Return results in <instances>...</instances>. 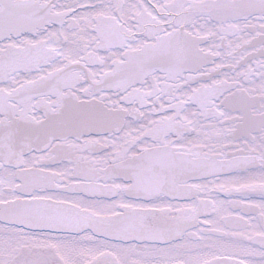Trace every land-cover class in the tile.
<instances>
[{"label": "snow or ice", "instance_id": "6c2138e0", "mask_svg": "<svg viewBox=\"0 0 264 264\" xmlns=\"http://www.w3.org/2000/svg\"><path fill=\"white\" fill-rule=\"evenodd\" d=\"M0 264H264V0H0Z\"/></svg>", "mask_w": 264, "mask_h": 264}]
</instances>
